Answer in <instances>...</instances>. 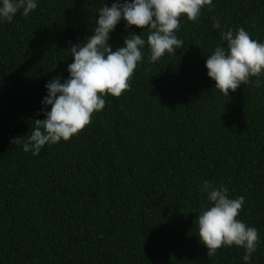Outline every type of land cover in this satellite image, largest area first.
<instances>
[{"label": "trees", "instance_id": "16d2710c", "mask_svg": "<svg viewBox=\"0 0 264 264\" xmlns=\"http://www.w3.org/2000/svg\"><path fill=\"white\" fill-rule=\"evenodd\" d=\"M114 2L38 0L28 17L0 23V264H244L243 248L209 257L198 237L204 181L244 197L238 218L259 231L250 264H264V76L225 96L205 66L227 47L221 30L264 43V0H213L196 22L182 15V48L151 62L145 46L130 87L69 141L37 156L12 142L45 118V85L68 78L69 41L90 37ZM125 25L110 34L113 50L133 31L147 40Z\"/></svg>", "mask_w": 264, "mask_h": 264}, {"label": "clouds", "instance_id": "9594fccd", "mask_svg": "<svg viewBox=\"0 0 264 264\" xmlns=\"http://www.w3.org/2000/svg\"><path fill=\"white\" fill-rule=\"evenodd\" d=\"M212 3L213 0H115L110 7L104 4L98 11L93 34L81 44L69 41L74 60L68 65V78H53L45 85L47 95L41 109L45 118L35 119L27 139L15 138L12 142L22 143L24 152L37 156L46 145L69 141L91 123L94 113L105 108L106 96L120 97L130 87L128 81L143 61L145 46L151 62L176 52L183 46L176 34L181 16L196 22L202 10ZM37 7L38 0H0V23H11L17 13L28 17ZM122 20L129 30L132 26L146 29L147 40L133 31L123 46L113 50L110 34ZM213 26L221 29L219 19L214 20ZM220 37L227 47L223 43L217 46L205 64L215 89L229 96L230 91L248 84L252 77H256L255 84L260 87L264 43L252 39L243 27L221 30ZM199 190L206 193V206L196 224L209 257L222 247L237 246L245 251L244 264H250L257 250L259 231L238 218L244 197L230 198L227 187L209 181H204Z\"/></svg>", "mask_w": 264, "mask_h": 264}]
</instances>
